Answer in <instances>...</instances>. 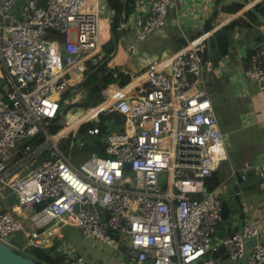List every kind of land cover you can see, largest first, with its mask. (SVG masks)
Returning a JSON list of instances; mask_svg holds the SVG:
<instances>
[{"label": "built area", "instance_id": "obj_1", "mask_svg": "<svg viewBox=\"0 0 264 264\" xmlns=\"http://www.w3.org/2000/svg\"><path fill=\"white\" fill-rule=\"evenodd\" d=\"M193 1L198 7L188 23V0H132L134 11H121L118 27L136 29L139 40L168 23L191 24L193 34L154 55L126 83H107L101 100L85 106L76 104L80 92L73 97L70 92L105 53L113 12L108 0H26L21 22L12 13L17 0H0V78L8 84L6 91L0 88V191L15 195L16 205L29 212L31 226L20 250L48 247L46 233L69 225L113 246L131 264H222L224 259L264 264V243L253 220L214 240L223 221L222 199L205 186L226 158V133L205 76L222 71L230 60L224 54L214 66L208 52L217 27L211 23L214 9L224 12L223 6L240 4L219 22L225 24L264 0ZM249 62L235 77L264 90V38ZM74 107L82 111L70 114ZM112 114L122 115L121 130L101 133L99 117ZM53 119L60 124L51 132L42 121ZM87 122L94 124L86 133L106 141V155L76 167L60 143ZM23 138L24 145L7 150ZM32 149L44 152L42 163L16 174L9 161L15 164L20 153ZM255 174L264 179V161L253 170L244 166L234 184ZM17 213L0 210V240L9 243L23 229ZM248 239L253 241L247 249ZM49 254L59 258L55 264H95L72 249Z\"/></svg>", "mask_w": 264, "mask_h": 264}, {"label": "crops", "instance_id": "obj_2", "mask_svg": "<svg viewBox=\"0 0 264 264\" xmlns=\"http://www.w3.org/2000/svg\"><path fill=\"white\" fill-rule=\"evenodd\" d=\"M258 6L248 10L244 16H239L236 18H243L246 25L249 26L252 24L255 25L254 22H256V19L263 20L262 22L258 23L257 31L249 36L250 39H252V47L249 49L246 55H241L239 60H236V57L230 55L229 52L226 53L230 56V60L226 66H224L222 71L220 70V72L217 74H213L215 83L212 85L210 82L211 87H215L214 91L218 87L217 84L220 87L219 92L222 97L213 95V105L215 114L223 122L224 131L226 133V158L222 160L218 166L217 172L220 182L212 190H218L220 196H222V192H225L227 194L225 199L227 197L231 201H227L230 208L228 219H224L221 222L214 234V240L217 242L226 234H229L233 230L239 228L245 221L253 220L259 227V238L264 243V183L262 182L251 188H240L238 192V200L235 197L236 193L233 194L235 176L242 171V168L244 166H248L251 168V170H253L254 166L264 161V90H260L253 81L243 78H240V80L247 81V83L243 84L241 82L240 87H234L235 85L232 83V81H236L237 79L235 77L236 70L249 66V55L252 53L254 48L259 46L264 38V15H262L261 12L257 10ZM196 7H198L197 3H194L193 0H188L187 8L185 9L187 18L191 20L188 23H192ZM178 8V6L170 8L168 15H174L178 11ZM214 8H216V6ZM180 10L181 8L179 11ZM217 10L214 9L215 13L213 14L211 23L215 22V25L219 27L223 25L219 22L223 19H227L228 15L233 11L223 12L220 11V9ZM123 11H125V9ZM132 11H134L133 3L130 5L128 14ZM250 11H253L255 15L251 16V13H249ZM110 15L113 16L112 11L110 12ZM129 17H126L125 20L129 19ZM234 19V17L230 18L227 22H230ZM120 21L121 16L119 23ZM184 27L190 28V34L188 31H184ZM131 28L132 27L127 29ZM177 29H179L181 32V34L177 36L179 37V40L182 38L184 41L185 37H190L193 34L191 24L189 25L186 23L173 25L168 23L164 26L162 31H159V29L150 34L149 37L151 38V42L162 44L169 36H175ZM121 37L123 38L124 35L122 34ZM177 37H175V41L178 39ZM179 40L175 42L176 47H173L172 49H175L182 44V42H179ZM131 48L129 52L128 50L123 49V55L128 56L130 53L136 52L133 47ZM166 50H171V48L161 49L160 52ZM208 52L211 53V51ZM112 59L113 57L110 59V61H108L107 66L108 68H113L111 73L113 74V72H115V77H117L120 75V73L118 74L117 67L110 65ZM123 70L124 73H128L126 69ZM226 82L228 83V86L225 87ZM221 101L224 102L226 107L220 106L222 105L220 103ZM43 159V151L39 152L32 149L26 153H20L18 161L14 164V161L12 160V165L10 167L14 170V172H16V174H23L27 172L28 169L30 170V166L38 161L40 163L36 165V167L39 166ZM15 209H17L18 213L15 212ZM0 210H10L17 213V215L24 214V217H27V215L22 212L16 203H10L5 206L0 204ZM22 224L24 227V236L26 242L25 234L30 230L31 224L28 221H25V224ZM46 236L48 237L50 243L48 247H46L49 253L51 252L60 254L65 250L72 249L73 251L88 257V259L91 262L93 261L95 264H104L102 260L105 261V264H118V261L120 260H118L119 256H117V258L114 257V255L118 252L113 246L99 239V241H97V238L78 227L64 225L56 230H49L46 233ZM252 241L253 240L251 239L246 240L247 249L251 246ZM24 244L17 246L16 248L20 250ZM111 257H114L113 261L110 260ZM148 262L149 261H147V264H149Z\"/></svg>", "mask_w": 264, "mask_h": 264}, {"label": "rangeland", "instance_id": "obj_3", "mask_svg": "<svg viewBox=\"0 0 264 264\" xmlns=\"http://www.w3.org/2000/svg\"><path fill=\"white\" fill-rule=\"evenodd\" d=\"M27 2L26 0H17L16 4L12 8V13L15 16L16 21H24L26 20V10H27ZM237 11V10H236ZM233 11V12H236ZM236 19V18H235ZM232 20L230 22H227L226 24H223L219 27H215V31L213 35L210 37L209 40V48L211 53L210 57L213 60L214 66L217 65L218 59L222 56L220 55V47L226 43L227 44V51L229 52L230 55L235 56L236 60H239V55H246L249 51V49L252 47L251 40L249 36H251L252 33L257 31L258 29V23L262 22V19H256L255 25H246L244 22L243 18H238L236 20ZM127 23L130 25L133 23L132 19H127ZM120 24V23H119ZM118 31L120 32V35L117 39V44H118V49L116 46V51L113 54V59L111 60V66H115L118 68V74L120 73L119 76L115 77V72L112 74L111 82L115 83H126L129 81L132 76L137 75L138 73L141 72L140 66L146 65V63L156 54H158L161 49L165 48H173L176 47L175 42L179 40L178 35L181 34L180 30H176V35L175 36H169L164 43L162 44H156L155 42H151V38H146V39H141L139 40L137 38V32L136 29H127L124 28L121 29L119 27ZM184 31L190 34L191 30L190 28L184 27ZM124 35L122 38L121 35ZM45 36H49L48 34H45ZM175 37L178 39L175 41ZM249 37V38H248ZM153 43V44H152ZM156 44V45H155ZM105 47V44H104ZM133 47L135 49V53H130L128 56L123 55V49L130 50V48ZM129 54V53H128ZM219 57V58H218ZM122 69V70H120ZM123 69H126L128 73H124ZM206 78H209V82L213 85L214 78H213V73L206 74ZM236 81H232L234 87L238 86L240 87L241 82L243 84H246L247 81H241L239 77H236ZM211 80V81H210ZM217 89L213 92V95L215 96H221L219 92V85L217 84ZM228 86V83H225V87ZM0 88H2L3 91H6L8 88L7 82L0 78ZM101 93V90H100ZM81 100L77 101L76 104H83L85 106H88L84 104V102H88L90 105H95L93 101L88 100L87 96V90L80 91ZM102 96V94H101ZM222 97V96H221ZM222 105H224V102H220ZM97 104V103H96ZM72 112L75 111V108L70 109ZM65 109L63 110L64 114ZM103 116V115H102ZM100 116L99 120L101 123H105L107 125V128L110 132L113 131H120L122 128V124L120 122H117L116 119L111 116ZM61 119H63V115H61ZM53 123H58L60 124V121L57 119L53 120H43L42 124L45 126V128L48 127V125L53 124ZM101 135H89L85 131L84 132H74L73 135H67L61 139L60 147L62 151L64 152L65 155L69 157V160L72 164H74L76 167H79V165L82 162H85L89 160L90 158L97 156V157H102L105 156L106 153L104 151V146L103 149H101L99 142L102 141ZM28 139L23 138V139H16L15 145L12 147L7 148V150L12 153V151L15 148H19L20 146L24 145ZM11 161H9V165L11 164ZM40 162H36L33 165L30 166V168L36 167ZM26 171V170H25ZM161 181H165V178H161ZM230 184V183H229ZM233 194H235L233 190ZM227 194L225 192H222L221 199H225V196ZM226 200L229 202L230 200L226 197ZM231 202V201H230ZM10 203H17V199L15 195H10L6 196L5 193H1L0 191V204L5 206ZM17 212V209H15ZM15 215L16 213L13 212ZM25 215H27L29 212L24 211ZM18 217L21 219V222L25 224V221L29 222V219L24 217V214L18 215ZM228 219V217L226 218ZM27 224V223H26ZM99 241L98 239H96ZM101 242V241H100ZM9 243L13 247L20 246L25 243V236H24V227L21 230L16 231L9 237ZM105 247V246H104ZM17 249V248H16ZM118 258V264H131L127 258L126 255H120L119 253H116L114 257ZM114 257H111L110 260L113 261ZM116 260V259H115ZM102 262L105 264V261L102 260ZM229 259H225L222 264H227L229 263Z\"/></svg>", "mask_w": 264, "mask_h": 264}, {"label": "trees", "instance_id": "obj_4", "mask_svg": "<svg viewBox=\"0 0 264 264\" xmlns=\"http://www.w3.org/2000/svg\"><path fill=\"white\" fill-rule=\"evenodd\" d=\"M108 2L113 10L112 23H111V37L105 44V47H104L105 53L103 57L98 61L97 64L91 65L85 71L84 78L80 84L84 87V91L87 90L88 100L95 102L94 104L98 103L102 98L100 90L107 83L111 82L112 73L105 75V72L108 70V66H107L108 61H110V59L112 58L113 54L116 51L117 39L120 35V32L118 31V28H117L119 24V19H120V12L125 9L126 13H128L130 10V5L132 4V0H108ZM239 7H240L239 3H233L230 5L223 6V9L226 11H236ZM257 10L261 12L262 15H264V3L262 5H259ZM249 13H251V16L255 15L253 11H250ZM206 26H210L209 20L206 22ZM179 42H183V39L181 38ZM226 53H228L227 44L224 43L220 47V55H224ZM81 96H80V100H81ZM84 104L90 105L88 104V102H84ZM77 105H83V104H77ZM112 116L116 119L117 122H120V124L123 125L122 115L112 114ZM93 124L94 122H87L86 124L81 126V128L79 129V132H84V131L86 132V128L89 125H93ZM97 125H99L101 133H105L106 131H109L107 128V125L105 123H101L100 120L98 121ZM58 128H59V124L53 123L50 125L49 130L51 132H54ZM37 141H38L37 139L33 140L34 143H36ZM99 144H100L101 149H103L102 141H100ZM219 182H220V179H219L218 172L216 170L206 179L205 186L207 190H212L215 186L219 184ZM18 251H21L24 254L33 257L34 260L39 264H55L57 263L59 259V258L52 257L49 254L48 249L41 248L38 246L37 247L29 246L24 251L19 250V249Z\"/></svg>", "mask_w": 264, "mask_h": 264}, {"label": "water", "instance_id": "obj_5", "mask_svg": "<svg viewBox=\"0 0 264 264\" xmlns=\"http://www.w3.org/2000/svg\"><path fill=\"white\" fill-rule=\"evenodd\" d=\"M165 25H163L159 31H162ZM132 49V48H131ZM208 51H210L208 49ZM113 71V68H108V70L105 72V75H108ZM83 86L80 85L77 88H74L70 92V97L75 96L77 93H79L81 90H83ZM215 87L212 86L210 87L211 93L214 91ZM103 146H105L106 141L103 139L102 140ZM126 166L129 167L130 164L126 163ZM126 173H129L131 175H134L133 171H126ZM264 183V179L261 178L258 175H251L246 179L240 180L238 184H235L233 187L234 192L236 193L235 197L238 200V192L240 188H251L253 186H256L260 183ZM221 207H222V217L223 220L226 219L229 216L230 208H229V203L227 202L226 199L221 200ZM220 241V239L218 240ZM220 251H223V248L220 247ZM213 255H217V252H214ZM149 264L151 261L148 262ZM0 264H39L37 263L33 257L24 254L21 251H18L15 247H13L10 243L4 242L0 240Z\"/></svg>", "mask_w": 264, "mask_h": 264}, {"label": "bare ground", "instance_id": "obj_6", "mask_svg": "<svg viewBox=\"0 0 264 264\" xmlns=\"http://www.w3.org/2000/svg\"><path fill=\"white\" fill-rule=\"evenodd\" d=\"M74 108H75V111L72 112V111L70 110V112H69L70 114L75 113V112H77V111H82V108H77V107H74Z\"/></svg>", "mask_w": 264, "mask_h": 264}]
</instances>
